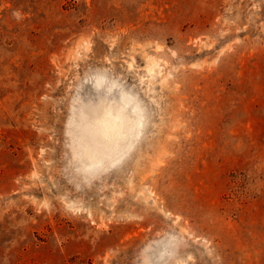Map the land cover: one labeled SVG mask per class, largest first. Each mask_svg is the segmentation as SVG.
I'll return each instance as SVG.
<instances>
[{"label": "rangeland", "instance_id": "rangeland-1", "mask_svg": "<svg viewBox=\"0 0 264 264\" xmlns=\"http://www.w3.org/2000/svg\"><path fill=\"white\" fill-rule=\"evenodd\" d=\"M0 264H264V0H0Z\"/></svg>", "mask_w": 264, "mask_h": 264}]
</instances>
